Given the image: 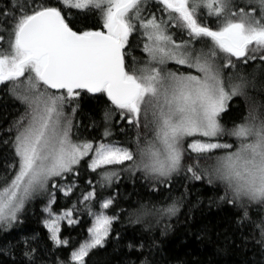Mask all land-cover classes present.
Here are the masks:
<instances>
[{
	"label": "snow or ice",
	"instance_id": "6c2138e0",
	"mask_svg": "<svg viewBox=\"0 0 264 264\" xmlns=\"http://www.w3.org/2000/svg\"><path fill=\"white\" fill-rule=\"evenodd\" d=\"M90 15L98 27L77 26ZM134 34L146 60L132 52ZM250 61L260 62L264 76V0H6L0 8V85L24 112L5 130L10 140L3 143H11L15 161L0 183V226L8 230L29 202L46 196L44 227L56 248L67 247L60 222L76 223L75 205L54 214L52 189L70 196L76 184L69 178H78L81 166L98 174L101 187L121 172L167 183L183 170L221 189L219 199L238 210L242 226L259 230L254 239L264 249V102L248 103L256 76L240 66ZM89 94L104 98L99 121L91 122L103 127L99 139L75 131ZM234 97L246 99L247 113L227 131L234 142H220L225 129L219 117ZM117 121L125 141L113 138ZM56 178L68 183L60 186ZM95 197L92 186L83 201ZM112 204L105 199L101 209ZM177 212L175 202L154 212L142 206L130 221ZM89 214L88 238L68 262L57 258L54 264H88L93 250L105 247L117 217L91 208ZM37 252L25 248L27 264H44Z\"/></svg>",
	"mask_w": 264,
	"mask_h": 264
},
{
	"label": "trees",
	"instance_id": "16d2710c",
	"mask_svg": "<svg viewBox=\"0 0 264 264\" xmlns=\"http://www.w3.org/2000/svg\"><path fill=\"white\" fill-rule=\"evenodd\" d=\"M5 2L0 0V8L5 6ZM244 2L237 1L240 4ZM149 10L155 11L154 8ZM156 14L160 15L159 12ZM209 22L215 26L214 21ZM97 24L98 18L90 15L87 20L80 18L77 26L93 27ZM130 40L133 54L146 60V54L140 50L142 43L139 37L134 34ZM259 68V61L240 66L241 72L256 76L254 86L248 90V103L253 100L257 104L264 102V76L260 74ZM103 99L98 101L89 94L81 101V109L74 119V124L78 126L75 131L81 138L101 137L103 127H93L91 122L93 118L99 121V106ZM23 112L24 105L20 100L4 85H0V183L5 175L12 172L8 165L15 161L11 143H3L5 139L10 140V134L5 130ZM246 113V99L234 97L228 108L220 114L219 122L225 129L220 139L234 142L227 131L240 123ZM121 123L117 121L114 126L113 138L125 141L129 137L119 131ZM129 136L134 138V130ZM69 179L75 180L76 184L70 196H64L59 188L52 189L55 193V203L52 204L54 210L61 211L75 205L76 223L69 225L63 222L61 227V236L69 240V245L56 248L49 239L48 230L44 227L43 209L48 199L38 196L25 206L19 221L8 230L0 226V264H27L23 251L29 244L38 249L37 255H42L44 264H54L57 258L68 262L72 249L87 236L91 222L89 209H98L106 197L113 199V204L106 211L117 219L113 221L105 247L93 250L88 264H142L145 259L150 264H264V249L254 239L258 238L259 230L248 222L242 226L238 222V210L221 201L219 197L223 195L222 190L209 185L206 179L195 180L191 173L182 170L173 174L167 183H160L145 178L140 172H121L111 186L101 187L98 174L86 166L80 167L78 178L72 176ZM56 181L68 183L59 178ZM92 186L96 188L95 199L83 201V194L91 191ZM174 202L178 205V212L174 216L161 218L149 215L139 223L130 221V216L134 220V213L142 206L154 212ZM253 218H256L255 212Z\"/></svg>",
	"mask_w": 264,
	"mask_h": 264
},
{
	"label": "rangeland",
	"instance_id": "374dc122",
	"mask_svg": "<svg viewBox=\"0 0 264 264\" xmlns=\"http://www.w3.org/2000/svg\"><path fill=\"white\" fill-rule=\"evenodd\" d=\"M238 1V0H237ZM202 11V13L204 12V10H201ZM168 67L169 68H172V69H175V65H173V64H169L168 65ZM181 70H183V69H181ZM229 105V104H228ZM228 107V106H227ZM191 138H189V140H190ZM220 142H229V143H233V142H230V141H224V140H222V139H220ZM53 183H57L58 185H60V186H64V185H66L67 183L66 182H64V181H56V179L53 181ZM108 198H110V197H106L105 199H108ZM104 199V200H105ZM48 203V201L46 202V204ZM45 204V205H46ZM45 205H44V207H43V209L45 208ZM65 209H63V210H61V211H56V210H54L53 208H52V205H51V211L54 213V214H60V213H62L63 211H64ZM92 212H100V211H104L107 215H110L107 211H106V209H104V210H102L101 209V204H100V207L98 208V209H93V210H91ZM45 212V211H44ZM111 216V215H110ZM47 218H49V216H48V213L47 212H45V217H44V220L45 219H47ZM72 219L73 220H75V221H77V218H76V215H75V213L73 212V217H72ZM93 221H94V216L93 215H91V222H90V225H89V227H91V225H92V223H93ZM63 222H66L67 223V220H62L61 222H60V228L62 227V223ZM50 235V234H49ZM88 231H87V236L82 240V241H84V240H86L87 238H88ZM63 238V237H62ZM81 241V242H82ZM78 245L79 244H77V246H75V247H78Z\"/></svg>",
	"mask_w": 264,
	"mask_h": 264
},
{
	"label": "flooded vegetation",
	"instance_id": "af4514ba",
	"mask_svg": "<svg viewBox=\"0 0 264 264\" xmlns=\"http://www.w3.org/2000/svg\"><path fill=\"white\" fill-rule=\"evenodd\" d=\"M97 25H98V24H97ZM97 25H96V26H97ZM89 27H92V26H89ZM93 27H94V26H93ZM97 27H98V26H97Z\"/></svg>",
	"mask_w": 264,
	"mask_h": 264
}]
</instances>
